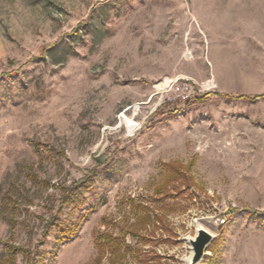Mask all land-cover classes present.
<instances>
[{
    "label": "rangeland",
    "instance_id": "374dc122",
    "mask_svg": "<svg viewBox=\"0 0 264 264\" xmlns=\"http://www.w3.org/2000/svg\"><path fill=\"white\" fill-rule=\"evenodd\" d=\"M262 95L264 0H0V264H264Z\"/></svg>",
    "mask_w": 264,
    "mask_h": 264
},
{
    "label": "water",
    "instance_id": "95a60500",
    "mask_svg": "<svg viewBox=\"0 0 264 264\" xmlns=\"http://www.w3.org/2000/svg\"><path fill=\"white\" fill-rule=\"evenodd\" d=\"M214 240L215 235L213 233L198 225L195 229L194 236L186 238L191 254L185 260V264H201L206 256L207 249Z\"/></svg>",
    "mask_w": 264,
    "mask_h": 264
},
{
    "label": "built area",
    "instance_id": "2783aa9c",
    "mask_svg": "<svg viewBox=\"0 0 264 264\" xmlns=\"http://www.w3.org/2000/svg\"><path fill=\"white\" fill-rule=\"evenodd\" d=\"M195 87H197V84L193 80L187 78H177L166 82L163 85L162 91L164 94H176L172 101L178 99L180 101L187 102L197 95V92L194 90Z\"/></svg>",
    "mask_w": 264,
    "mask_h": 264
},
{
    "label": "trees",
    "instance_id": "16d2710c",
    "mask_svg": "<svg viewBox=\"0 0 264 264\" xmlns=\"http://www.w3.org/2000/svg\"><path fill=\"white\" fill-rule=\"evenodd\" d=\"M226 98H229V99H237V100H248V101H251V100H256L257 98L259 97H264V95L262 96H255V97H247V96H240V97H233V96H225ZM170 170V169H169ZM170 171H173L172 169ZM160 193V192H159ZM74 234L73 233H65L63 236L60 237V239H62L61 241H65L66 239H69L71 238V236H73ZM104 240L102 241V238L98 237L97 238V242H96V246L99 248V249H103V245H104ZM112 241L110 242L109 241V244L111 245Z\"/></svg>",
    "mask_w": 264,
    "mask_h": 264
}]
</instances>
